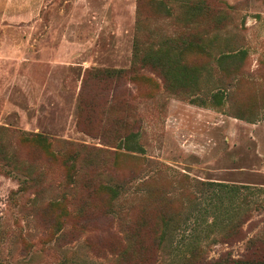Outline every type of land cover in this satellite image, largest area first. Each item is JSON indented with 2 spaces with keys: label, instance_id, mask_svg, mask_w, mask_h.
Wrapping results in <instances>:
<instances>
[{
  "label": "rangeland",
  "instance_id": "374dc122",
  "mask_svg": "<svg viewBox=\"0 0 264 264\" xmlns=\"http://www.w3.org/2000/svg\"><path fill=\"white\" fill-rule=\"evenodd\" d=\"M169 39L195 96L149 65ZM129 241L146 264L264 242V0H0V264H124Z\"/></svg>",
  "mask_w": 264,
  "mask_h": 264
},
{
  "label": "trees",
  "instance_id": "16d2710c",
  "mask_svg": "<svg viewBox=\"0 0 264 264\" xmlns=\"http://www.w3.org/2000/svg\"><path fill=\"white\" fill-rule=\"evenodd\" d=\"M185 8L188 10V14L198 15L201 13L203 8L200 4H187ZM191 43H178V41L174 39H169L167 42L162 43L160 48L156 51L149 54L150 63L149 65L154 68L160 75L163 77L165 82V87L168 92H171L177 96H195L196 91L194 90L193 84L191 82L181 81L183 77H186V72L192 76L194 80L197 75H199V71L190 70L187 66L182 65L181 61L184 57L185 51L191 49ZM230 54V53H228ZM223 55L222 59H228L230 55ZM135 59L137 60H147V55L140 57L138 47L135 48ZM136 66V65H135ZM114 74H123V72H108L109 77L113 78ZM114 75V76H113ZM223 185V184H219ZM237 189V188H236ZM173 220H167L160 228L158 236L155 237L153 246H151L153 252L159 251L161 247H163L167 238L173 234L174 230H177V226L173 225ZM174 222V221H173ZM229 226V225H228ZM240 224L237 222L236 224L230 226L232 231H240ZM227 228V226H225ZM229 228V229H230ZM157 233V232H156ZM129 244V245H128ZM125 250H123L122 254L125 260H123L124 264H146L147 260L145 259H132L128 257L133 256L134 245H132L129 241ZM188 255L185 260L188 264H264V242H249L246 246V254L242 257L235 258L231 254H226L221 256L218 260L208 261L207 259L201 260L203 255L205 254L204 248L199 243H193L188 247ZM131 252V254H130ZM130 254V255H129ZM138 258V257H137ZM138 260V261H137Z\"/></svg>",
  "mask_w": 264,
  "mask_h": 264
}]
</instances>
